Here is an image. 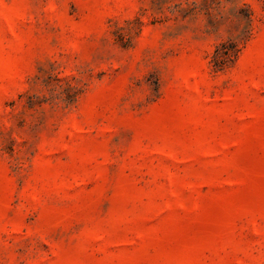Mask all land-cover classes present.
Segmentation results:
<instances>
[{
  "label": "rangeland",
  "instance_id": "374dc122",
  "mask_svg": "<svg viewBox=\"0 0 264 264\" xmlns=\"http://www.w3.org/2000/svg\"><path fill=\"white\" fill-rule=\"evenodd\" d=\"M0 264H264V0H0Z\"/></svg>",
  "mask_w": 264,
  "mask_h": 264
},
{
  "label": "trees",
  "instance_id": "16d2710c",
  "mask_svg": "<svg viewBox=\"0 0 264 264\" xmlns=\"http://www.w3.org/2000/svg\"><path fill=\"white\" fill-rule=\"evenodd\" d=\"M242 46L240 42L235 40H227L217 45L211 59V65L214 70H220L224 67L226 61L236 58Z\"/></svg>",
  "mask_w": 264,
  "mask_h": 264
}]
</instances>
